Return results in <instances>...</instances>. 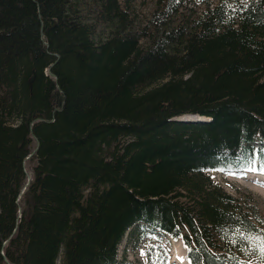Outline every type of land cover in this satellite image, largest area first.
Returning <instances> with one entry per match:
<instances>
[{"label": "trees", "instance_id": "trees-1", "mask_svg": "<svg viewBox=\"0 0 264 264\" xmlns=\"http://www.w3.org/2000/svg\"><path fill=\"white\" fill-rule=\"evenodd\" d=\"M124 1L0 0V264H120L140 229L264 264L256 202L208 174L264 166V0Z\"/></svg>", "mask_w": 264, "mask_h": 264}, {"label": "rangeland", "instance_id": "rangeland-1", "mask_svg": "<svg viewBox=\"0 0 264 264\" xmlns=\"http://www.w3.org/2000/svg\"><path fill=\"white\" fill-rule=\"evenodd\" d=\"M124 2L129 4L140 21L145 22L156 0H125ZM33 148L35 149V142ZM33 164L30 158H26L24 165L28 181L32 176ZM211 175L214 182L222 185L228 192L247 201H255L264 218V176L261 170L256 168L239 171L218 170L213 171ZM135 236L136 240L127 237L122 244L120 259L125 260L122 259L120 264H175L171 261V255L178 254L183 249L180 240L172 241L167 235L157 231L140 229Z\"/></svg>", "mask_w": 264, "mask_h": 264}, {"label": "bare ground", "instance_id": "bare-ground-1", "mask_svg": "<svg viewBox=\"0 0 264 264\" xmlns=\"http://www.w3.org/2000/svg\"><path fill=\"white\" fill-rule=\"evenodd\" d=\"M182 117H180V119L182 120H187V119H192L195 118V119H198V120H204V119H207L209 120V117L207 116H204V115H200L202 117H199L197 118V115H194V116H187V115H181ZM180 243L182 244V247L183 249L177 254H175L173 257H172V260L174 261H177L179 262L178 264H189V260H188V257H187V253H186V249L183 245V243L180 241Z\"/></svg>", "mask_w": 264, "mask_h": 264}]
</instances>
